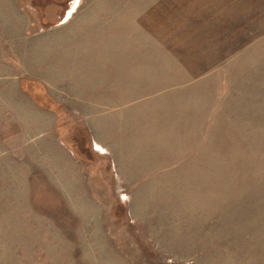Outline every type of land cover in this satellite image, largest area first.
<instances>
[{
  "label": "rangeland",
  "instance_id": "rangeland-1",
  "mask_svg": "<svg viewBox=\"0 0 264 264\" xmlns=\"http://www.w3.org/2000/svg\"><path fill=\"white\" fill-rule=\"evenodd\" d=\"M13 7L50 108L0 92V264H264V0Z\"/></svg>",
  "mask_w": 264,
  "mask_h": 264
},
{
  "label": "crops",
  "instance_id": "crops-1",
  "mask_svg": "<svg viewBox=\"0 0 264 264\" xmlns=\"http://www.w3.org/2000/svg\"><path fill=\"white\" fill-rule=\"evenodd\" d=\"M8 4V6H11L13 8L12 12L6 11V13H0V54L3 67H6L10 70H15L18 73V76L14 74L16 77V82L15 79H12L13 73H11L10 70L6 69L2 72H0V92L6 93V92H17L19 97H24L25 103H27L30 106L39 107L40 109L44 108L40 105H38L36 102H34V98L32 95H30L28 92L24 91V88L22 87V80L20 79L21 77V72L18 69V65H12L9 61L16 60L20 65H22L21 68L28 70V66H26V60L29 58L28 55L34 52L32 45H36L38 40H43V37L36 36V35H31L28 34V30L30 28V21L28 19L22 21L21 19L22 13L20 12V9L18 11L13 7L15 3H17V0H0V4ZM14 3V5H13ZM13 5V6H12ZM24 32V33H23ZM46 38V37H45ZM44 38V39H45ZM50 41V40H49ZM49 41L45 39L44 41H41V44L44 45V50L42 54L45 55L44 62H39L37 66H44L45 72L51 73V65L49 64V59L50 57V48H51V43L48 45ZM84 43V42H83ZM85 44V43H84ZM83 46V50H84ZM89 47H87L88 49ZM36 52V51H35ZM34 52V53H35ZM31 56V55H29ZM49 67V68H48ZM35 73L29 72L28 73V78H30V81H38L44 84V87L46 91L49 93L50 97L53 98V95H51L50 88L48 86L47 80L42 78H39ZM27 76V75H26ZM37 88H34V91H36ZM27 90L30 91V88ZM111 91V89H110ZM113 91V90H112ZM14 100V99H13ZM12 100V102H14ZM12 107L14 106L13 104H0V107ZM7 114V113H6ZM5 114V115H6ZM13 118L14 116L11 115ZM5 121V116L2 117ZM31 119L29 118L28 120L24 121L21 119L22 122H31ZM1 121V119H0ZM9 122H14L10 121Z\"/></svg>",
  "mask_w": 264,
  "mask_h": 264
},
{
  "label": "trees",
  "instance_id": "trees-1",
  "mask_svg": "<svg viewBox=\"0 0 264 264\" xmlns=\"http://www.w3.org/2000/svg\"><path fill=\"white\" fill-rule=\"evenodd\" d=\"M23 86L25 87V89L27 90V88H26V84L24 83L23 84ZM41 86V85H40ZM42 87V89H43V91H45V89L43 88V86H41ZM28 92H29V90H28ZM31 92V91H30ZM32 93V92H31ZM32 95H33V97L35 98V100H36V96H35V94H33L32 93ZM37 101V100H36ZM37 103H39V102H37ZM40 106H42V107H44V108H50V107H47V106H44V105H42L41 103L39 104Z\"/></svg>",
  "mask_w": 264,
  "mask_h": 264
},
{
  "label": "bare ground",
  "instance_id": "bare-ground-1",
  "mask_svg": "<svg viewBox=\"0 0 264 264\" xmlns=\"http://www.w3.org/2000/svg\"><path fill=\"white\" fill-rule=\"evenodd\" d=\"M78 2V0L75 1V4ZM75 6V5H74ZM73 9V8H72Z\"/></svg>",
  "mask_w": 264,
  "mask_h": 264
},
{
  "label": "water",
  "instance_id": "water-1",
  "mask_svg": "<svg viewBox=\"0 0 264 264\" xmlns=\"http://www.w3.org/2000/svg\"><path fill=\"white\" fill-rule=\"evenodd\" d=\"M76 1V0H75Z\"/></svg>",
  "mask_w": 264,
  "mask_h": 264
}]
</instances>
